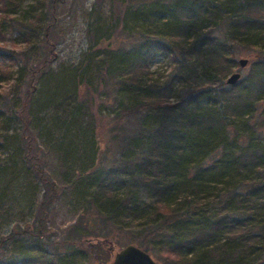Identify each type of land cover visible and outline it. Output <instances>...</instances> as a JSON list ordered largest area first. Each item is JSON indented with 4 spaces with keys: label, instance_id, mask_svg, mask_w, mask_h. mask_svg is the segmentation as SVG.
<instances>
[{
    "label": "trees",
    "instance_id": "1",
    "mask_svg": "<svg viewBox=\"0 0 264 264\" xmlns=\"http://www.w3.org/2000/svg\"><path fill=\"white\" fill-rule=\"evenodd\" d=\"M121 2L125 5V20L134 19L132 22L138 26L152 29L141 30L138 40V31L125 21L122 32L128 36V42L118 48L108 46L110 54L100 59L96 70L108 85L116 78L122 80L117 83L122 85L119 93L131 94L140 89L145 92V99L160 97L162 101L149 102L144 107V103L133 99L137 102L136 115L144 109L149 112L142 114L141 131L125 138L126 153H132V157H121L117 172L109 173L112 181L94 176L91 185L98 190L93 194L92 204L99 207L105 220H118L119 212L139 220L135 228L139 230L135 233L138 236L131 241L145 250H153L151 245L157 243L159 249L170 255L167 264H264V145L259 140L264 133L256 136L257 131L251 128L255 112L244 113L248 114L245 134L233 132L228 116L240 117L243 112L237 103L239 95L231 93L233 85H225L221 78L217 83L213 78H205L204 86L211 82L206 90L216 91L218 86L223 93L220 98L213 97L215 100L209 95L204 102L198 98L200 90L180 86L189 71L185 63L195 65L206 59L208 49L215 52L214 59L201 69L202 74L221 66L224 73L232 70L237 64L238 46L264 51V0ZM4 8L8 13L7 1L3 2ZM113 24L101 35L92 24L90 49L112 38L116 28ZM158 50L168 52L176 66L174 75L165 80L153 79L150 69L153 53ZM13 56L11 51L0 47V60L12 61ZM86 61L88 71L94 60L86 54ZM257 75L264 83V68ZM172 97L177 99L176 104ZM209 100L224 103L217 109ZM201 102L203 105L199 107L197 103ZM193 107L200 110L192 111ZM203 109L205 113L201 112ZM156 110L163 111L156 113ZM169 112L174 115L173 121L185 113L187 121L193 124L169 127V120L164 118ZM25 114L27 111L23 110L22 117ZM25 121L21 140L24 162L42 183L46 201H41L37 222L0 238V264H69L72 261L69 253L61 256L58 248L48 250L51 243L43 239L47 210L60 191L46 168L47 151L30 128L28 115ZM154 148L159 151L157 155L150 152ZM85 178L93 176L88 174ZM133 184L135 188L131 189ZM120 189L125 190L121 193ZM19 238L22 245L11 247ZM24 240L36 246L26 247ZM79 244V240L71 244L73 251H82ZM44 253L51 254L52 259L47 260Z\"/></svg>",
    "mask_w": 264,
    "mask_h": 264
},
{
    "label": "rangeland",
    "instance_id": "2",
    "mask_svg": "<svg viewBox=\"0 0 264 264\" xmlns=\"http://www.w3.org/2000/svg\"><path fill=\"white\" fill-rule=\"evenodd\" d=\"M4 1L9 4L8 13L2 9ZM124 9L121 0H0V47L15 55L12 61L0 60V238L37 222L38 208L41 201H46L42 183L24 162L22 121L26 122L28 115L30 128L47 151L46 168L60 191L58 199L47 210L43 239L51 243L48 250L58 248L61 256L69 253L72 260L69 264H112L118 251L128 244L137 245L131 239L138 236L135 233L139 230L135 228L139 220L126 217L123 212H119L118 220H105L99 207L92 204L93 194L98 190L96 185H91L94 176L105 177L110 182L113 180L110 174L117 172L121 157H132V153H126L125 138L141 131L142 114L149 112L144 109L136 115L134 105L137 102L133 99L144 103V107L149 102L162 101L160 97L145 99V92L140 89L131 94L119 93L122 85L117 83L122 80L116 78L108 85L96 70L95 65L100 59L110 54L108 46L113 49L128 42V36L122 32L125 21L138 31V40L141 30L152 29L138 26L132 22L134 19L125 20ZM112 22L116 25L112 38L90 49L93 25L101 35ZM237 48V64L227 73L221 66L213 69L216 71L202 74L201 69L214 59L215 52L209 49L204 55L208 60L196 62L198 67L185 63L189 71L180 86L185 90L192 87L200 90L198 98L204 102L209 95L220 98L223 93L218 86L216 91L213 88L206 90L211 87V82L204 86L205 78H213L216 83L221 78L228 86V78L241 72L231 93L239 95L237 103L241 106L239 111L243 112H237L240 117L229 114L227 122L231 131L243 135L248 115L244 113L254 110L251 128L257 131V136L264 133V83L257 75L258 70L264 68V51L243 45ZM86 54L94 60L88 71L85 70ZM240 59L248 60L245 67L240 66ZM174 67L168 52L158 50L153 53L150 66L153 79L170 78V74L174 75ZM258 97H262L261 101H257ZM171 101L177 103L174 97ZM203 102L197 105L201 107ZM208 102L217 109L224 103ZM199 107L191 110L199 111ZM23 110L27 111L24 117ZM161 111L156 110V113ZM230 112L234 113L233 110ZM167 115L163 116L169 120V127L193 124L187 121L185 113L175 121L171 112ZM262 136L259 140L264 145ZM142 151L149 154V151ZM150 152L159 153L157 148ZM88 174L93 178H85ZM132 188H135L134 184ZM124 190L120 189V192ZM140 236L144 237L143 234ZM78 240L82 251H73L71 244ZM24 241L26 247L36 246L32 241ZM20 242H23L21 238L11 247H19ZM151 247L153 250H144L157 263L167 264L170 255L159 249L155 242ZM45 257L49 260L53 256Z\"/></svg>",
    "mask_w": 264,
    "mask_h": 264
},
{
    "label": "water",
    "instance_id": "3",
    "mask_svg": "<svg viewBox=\"0 0 264 264\" xmlns=\"http://www.w3.org/2000/svg\"><path fill=\"white\" fill-rule=\"evenodd\" d=\"M240 66L245 67L247 59H240ZM241 72L233 73L227 80V84L235 85L241 78ZM112 264H159L144 249L135 245L128 244L118 251L113 259Z\"/></svg>",
    "mask_w": 264,
    "mask_h": 264
}]
</instances>
